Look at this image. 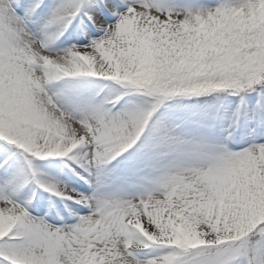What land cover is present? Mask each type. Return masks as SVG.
I'll list each match as a JSON object with an SVG mask.
<instances>
[{
    "label": "snow or ice",
    "instance_id": "snow-or-ice-1",
    "mask_svg": "<svg viewBox=\"0 0 264 264\" xmlns=\"http://www.w3.org/2000/svg\"><path fill=\"white\" fill-rule=\"evenodd\" d=\"M0 264H264V0H0Z\"/></svg>",
    "mask_w": 264,
    "mask_h": 264
}]
</instances>
